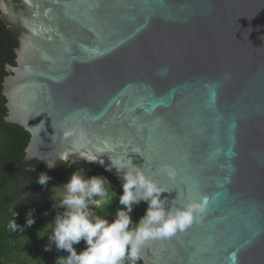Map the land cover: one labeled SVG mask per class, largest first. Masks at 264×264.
<instances>
[{"label":"water","instance_id":"water-1","mask_svg":"<svg viewBox=\"0 0 264 264\" xmlns=\"http://www.w3.org/2000/svg\"><path fill=\"white\" fill-rule=\"evenodd\" d=\"M0 18L19 43L3 95L30 135L21 164L51 177L110 149L88 163L122 185L106 169L128 154L168 207L209 201L144 264H264V0H0Z\"/></svg>","mask_w":264,"mask_h":264},{"label":"clouds","instance_id":"clouds-1","mask_svg":"<svg viewBox=\"0 0 264 264\" xmlns=\"http://www.w3.org/2000/svg\"><path fill=\"white\" fill-rule=\"evenodd\" d=\"M74 132L75 129H68L63 135L69 137ZM106 152L111 153V150L101 151L99 155ZM99 155L88 156L86 160L97 161ZM60 158L67 161L66 156ZM110 160L111 164L106 170L115 168L123 180V194L119 195V204L123 207L117 208L111 221L91 210L111 207L117 197L108 178L100 175L89 177L81 168L73 172L66 183L53 187L51 199L56 201L53 208L62 211H57L54 221L42 230L45 233L49 229L51 231L47 235L49 244L45 246V251H50L52 244H55L57 250L68 253L67 256L58 257L56 264H138L144 247L156 240L171 239L201 220L208 210L207 197L168 207L167 197L161 199L162 193L169 191L168 188L147 175L142 166L134 164L128 154L116 160L110 156ZM99 162L104 163L103 160ZM53 166L54 163H48L49 168ZM163 167L170 177H175L176 172L171 166ZM50 179L47 173H41L36 182L47 187ZM28 195L24 193L19 200L26 199ZM142 201L148 207L144 215L134 222L131 213ZM13 215L18 213L13 211ZM34 223L30 211L25 226L31 227ZM9 228L12 232L24 230L15 220H11ZM39 236L43 238L46 235ZM82 240L86 247L77 252L74 245Z\"/></svg>","mask_w":264,"mask_h":264},{"label":"trees","instance_id":"trees-1","mask_svg":"<svg viewBox=\"0 0 264 264\" xmlns=\"http://www.w3.org/2000/svg\"><path fill=\"white\" fill-rule=\"evenodd\" d=\"M18 45L15 35L0 18V264H56L58 257L67 256L68 253L57 250L55 244H52L50 251H45V246L49 244L47 235H50L51 231L49 229L45 233L42 229L52 223L57 211L62 209L53 208L56 202L44 197L46 193H51L54 186L66 183L77 169H84L89 177L104 176L111 181L117 197L114 198L111 207L91 210L111 221L117 208L123 207L119 204V195L123 194V190L120 182L112 175L85 160L63 164L57 171L51 172L47 187L36 182L43 168L41 162L21 164L30 135L23 128L5 122L8 109L7 100L3 95V82L8 75L7 64L16 65ZM24 193L30 194L27 197H33L24 204L16 203ZM35 197L38 199L33 200ZM147 207L148 205L144 203L134 207L131 213L134 222L144 215ZM13 211L18 215L14 216ZM30 211L35 223L31 227H26V218ZM11 220H15L23 227V232L19 230L12 232L9 228ZM39 235L46 236L41 238ZM74 247L80 252L86 245L82 240ZM138 264L144 263L140 260Z\"/></svg>","mask_w":264,"mask_h":264},{"label":"rangeland","instance_id":"rangeland-1","mask_svg":"<svg viewBox=\"0 0 264 264\" xmlns=\"http://www.w3.org/2000/svg\"><path fill=\"white\" fill-rule=\"evenodd\" d=\"M23 195V194H22ZM21 195V196H22ZM31 197H33V196H31ZM31 197H27L26 199H23V200H19V204H24V203H26V202H28L29 200H30V198ZM39 197V196H38ZM21 198V197H20ZM33 200L34 199H38L37 197H35V198H32Z\"/></svg>","mask_w":264,"mask_h":264},{"label":"flooded vegetation","instance_id":"flooded-vegetation-1","mask_svg":"<svg viewBox=\"0 0 264 264\" xmlns=\"http://www.w3.org/2000/svg\"><path fill=\"white\" fill-rule=\"evenodd\" d=\"M52 195H53V192H51V193L48 192V193H46V195L44 197H46L47 199H50L52 202H56V201L51 199ZM38 196H40V195H38Z\"/></svg>","mask_w":264,"mask_h":264}]
</instances>
